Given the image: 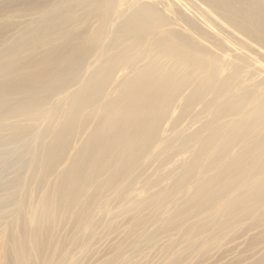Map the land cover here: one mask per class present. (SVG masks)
I'll use <instances>...</instances> for the list:
<instances>
[{"label": "bare ground", "instance_id": "obj_1", "mask_svg": "<svg viewBox=\"0 0 264 264\" xmlns=\"http://www.w3.org/2000/svg\"><path fill=\"white\" fill-rule=\"evenodd\" d=\"M41 1V4L37 3L58 5V8L52 15L41 18L44 22L40 24V30L39 24L28 30L30 39L19 43L21 48L13 58L0 57V163L8 165L9 156L3 143L13 140L24 144L25 135L40 121L35 117L28 125L26 121L17 125L9 124V119L20 116L28 120L30 117L26 115L38 111L51 94H63L72 83L80 87L69 94L71 98L64 95L66 100L71 99V104L67 115L63 113L66 117L63 126L52 133V141L45 150L44 175L37 178L36 172H30L28 181L32 186L24 190L21 177L15 182L0 181V264H117L116 253L99 259L90 258L87 252H83L91 232L87 221L94 205L107 192L115 196L127 195L131 186L126 181L142 179L152 160L176 147L180 153L190 151L191 154V158L183 160L185 166L178 172L176 188H163L151 196L153 203H146L165 206L164 199L173 191L195 183L189 193V208L182 214L177 207L179 213L170 214L171 219L179 218L180 221L185 215L196 217L210 211L201 224L198 222V227L186 226L188 235L196 228L201 230L214 212L218 221L226 225L233 216L249 212L257 214L261 211L259 208L264 210V85L259 82L251 88L239 87L244 82L241 73L254 59L253 52L264 50V0H186L187 8H171L183 0H171L168 4H161L160 8L137 1L134 2L136 7L117 23L118 38H113L107 48L102 46L106 36L104 28L119 0ZM84 7H90L89 11L78 16L92 15L102 25L96 33V40L77 39L75 34L68 33V39L61 38L55 43L50 21L54 20L58 26L68 25L73 20L69 13L74 14ZM172 10L173 18L178 22L169 15ZM38 32H41L39 36ZM43 38L47 39L43 45L45 49L38 53L36 49ZM223 40L228 42L227 51L218 49ZM149 46L154 47L152 53L147 51ZM141 47L146 49L140 50ZM135 50L142 56L132 64V69L129 68V71L134 70L133 75L124 78L116 88L115 96L112 93L113 97L106 98L101 106L97 104V109L101 110L96 109L99 114L91 110L81 116L82 108L99 103L106 96L107 83L117 76L116 72L129 67L131 63L127 59L133 61L135 57L127 53ZM100 56L101 63L82 80V69L90 64L89 58L98 60ZM225 56H231L234 64L223 76L226 65H219V62ZM23 57L28 62L23 63ZM147 57L149 61L137 65ZM160 59L170 63L165 65ZM20 79L26 83L21 85ZM45 88H50L47 92L53 93L43 91ZM19 90L21 94L30 91L29 97L10 107V99ZM178 99H185L184 108L171 119L173 104ZM199 103L202 105L198 111L200 115L208 116L207 122L188 135L181 134L179 125L182 119ZM54 110L53 107L42 114L44 121L53 123L58 114L55 115ZM93 120L90 132L67 159L72 135L78 128L84 132ZM166 121L169 133L163 135ZM171 138L178 142L171 145ZM249 140L250 146L241 153V144ZM162 142L163 146H159ZM63 161L67 165L58 170ZM173 173L176 172L173 170ZM52 174L55 179L49 182L47 178ZM165 178L159 176L155 180ZM90 189L93 192L84 200V194ZM234 190L238 193L229 195L235 193ZM81 200L82 205L74 210ZM146 203L142 201L134 208L139 209ZM70 218L73 219L71 226L68 225Z\"/></svg>", "mask_w": 264, "mask_h": 264}, {"label": "rangeland", "instance_id": "obj_2", "mask_svg": "<svg viewBox=\"0 0 264 264\" xmlns=\"http://www.w3.org/2000/svg\"><path fill=\"white\" fill-rule=\"evenodd\" d=\"M39 1L41 0H0V57L4 55V57L7 56L8 58H13V56L16 55V53H18L19 51V47H20L19 43L23 40L28 41L30 39L28 30L37 26V24H39L38 26L40 30V26H41L40 24L43 25L44 22V21L42 22L43 19L41 20V18L45 17L46 15H50V14L52 15L55 12L56 8H58V5H52V6L39 5L41 4ZM53 1L56 3L61 0H53ZM137 1L140 4L149 3L150 5L152 4L155 6L158 5L156 6L158 8L162 7L161 4H168L171 2V0H136V1L132 0V2L130 0L129 1L119 0V5H118L119 7L118 6L116 7L112 18L109 21V24L105 27L106 29L104 28L106 36L103 38L102 46L106 45V47L103 46V48H107V46H109L108 44L112 43L113 38L114 39L118 38L117 29L115 30L117 23L120 22L127 14H129L136 7V5H134L136 3L134 2ZM37 2H39V4ZM185 3H187L186 0L179 1L177 4L172 5L171 8L173 7L181 8V6H183V8H187ZM36 8L38 9L37 11ZM76 9H79V7H76ZM89 9L90 7H84V9L77 10L76 12H74V14L69 13V16L73 19L72 20L73 24H70L72 23L70 22L68 23V25L67 24H65L64 26L59 25L63 29L60 28L55 22H53L54 20H51L50 25L52 28L50 27L51 29L50 32H51V37L55 40V43L57 42L59 43V41L62 40L61 38H63L64 40L65 38L68 39V33L72 35L75 34L77 36V39L79 37L80 38L84 37L88 41L94 42L96 40V33L98 32V30L102 28V25L97 20V18L93 17L92 15H90V17L89 16L83 18L79 17V16L82 17V15L88 12ZM169 15H171L172 19L175 22H178L177 19L173 18L174 10H172L169 13ZM60 31L63 32L64 34L60 33ZM58 32L61 35L60 38ZM40 33L41 32H38L37 35L39 36ZM70 34L69 36H72ZM26 36L29 37L27 38ZM46 40H47L46 38H43L42 41L40 42L41 46L39 45L38 49H36L38 53H43L45 49V46L43 45L44 43H46ZM149 47H147L148 49L147 51L150 50L149 52L151 51L153 52L154 47L153 46H149ZM227 47H228V42L223 40L220 42L218 49H220L221 51H227L228 50ZM143 48L144 47H141L139 49L140 50L146 49ZM263 51H264L263 49H257L256 52L255 51L253 52L254 55L253 54L252 55L255 59V62L254 59H252L251 64L247 67V69L246 68L244 69L245 72L241 73V80H243L244 82L243 83L241 82L242 84L240 83L241 85L239 87L251 88L254 87L255 84L259 82H262V85H264V54H263L264 52ZM132 54L135 58H133V61H131V58L127 59V61L131 63L129 67L123 68L124 70L122 69L119 70L118 73L116 72L115 75L117 76H115L114 79L112 78L113 81L111 80L110 83H107V88H106L107 94H105L106 96L105 97L103 96L99 103L96 104L93 103L91 105L92 107L88 106L82 109L80 108L81 116L88 114L89 112H91V110L93 112L99 110L97 109V104L99 107V104L101 106L102 101H106V98L108 100L109 98L115 96L117 94L116 90L118 89V86L122 82H124V78L133 75L134 70L132 71L129 70L133 68L132 64L135 63V61L138 60V58L139 59L141 58L142 53L140 52L138 54L136 50L127 53V55H132ZM91 58L92 57L89 58L90 64L87 66L85 65L86 67L82 69L84 70V74H83L84 76L82 75L81 77L82 80L85 79L88 76L89 72H92L94 68L99 65L98 63H101L102 61L101 56L98 58V60H96V58L94 57L92 59ZM143 59H145L143 60V62L141 63L139 62L140 64H137L138 63L137 62L136 64L143 65L144 62L149 61L148 57ZM21 60L23 63L28 62L26 57H23ZM220 61L221 62H219V65L221 64L226 65L225 70L222 71V73L224 72L223 76H225L229 71H231L232 69L231 66L234 64V59H232L231 56L229 57L225 56L224 59ZM257 61L259 62L256 63ZM160 62L165 65H168L170 63V61H167L166 59H160ZM261 64L263 65L261 66ZM219 75L220 78H222V74ZM25 83H26L25 80L20 79L21 85ZM78 87L80 86L77 85L74 86V83H72V86H70L69 89L63 94H51L49 98L40 105L38 111H36L33 114L26 115L30 117L28 118V120H25L24 117H20V116L8 120L9 124H17V125H19L21 122L24 124L25 121H26V125H28L29 123H31V118H35V117H39L38 120L40 121L38 124H36V128L34 130L30 131L28 134L25 135L26 138L25 141L23 142L24 144L20 142L19 143L17 142L18 143L17 144L13 140H7L6 142L3 143L4 151L8 154L9 158L7 161L8 165H2L0 163V181L11 182L12 180H14L15 182L17 181L16 178L21 177V180L22 179L24 180V181L22 180V186L24 190L25 188L28 187H30L31 189L32 184L29 185V181H28L30 172H33L34 174L36 172L37 178L42 176L43 174L42 172H44L43 162L45 163V160L47 158V153L45 152V150L52 141V137H53L52 133L53 132L56 133L58 129L63 126L62 124L64 122V119L66 118L65 116L69 111L68 109L71 104L70 103L71 99L70 101L66 100L65 96L71 98L70 95L73 93L72 91H75L74 89ZM49 89L50 88H45L43 91L45 92L50 91ZM188 91L189 90H187V92ZM67 92L68 95H66ZM47 93H53V92H47ZM28 94H30V91L21 94L19 90L15 95L12 96V99H10L11 100L10 107L14 106V102L15 103L17 101L20 102L22 99L29 97ZM110 94H112L113 96H111ZM183 100L185 101V99ZM183 100L178 99L173 104L172 107L173 116L171 117V119L175 118L176 115L183 110L185 103V102L183 103ZM201 105L202 103H199V105H197L192 110H190V112L188 111L187 112L188 114L185 116L186 118L184 117V119H182V121L183 120L184 121L183 122L181 121L182 124L179 125V130L181 134L183 132V135L184 134L188 135L189 133L192 132V130L194 131L195 128L196 129L201 128L199 126L200 125L202 126L203 123H205V121L208 119L207 115H203V116L200 115L199 111L201 109L200 108ZM53 107L56 110V111L54 110L55 115L57 113L58 114L61 113V114L60 115L57 114L59 118H57L58 116L56 115L54 121L52 120L53 123L51 124V121L50 122L48 120H47L48 122L44 121L46 119L42 117V114L52 110ZM59 107L62 108V110H59L60 109ZM99 111H97L98 114ZM63 113L65 114V116ZM18 118L19 120L16 121V119ZM189 118L191 120H189ZM94 120L88 123V128L84 132H81L79 130L80 128H78L76 131L77 133L75 132L74 135H72L73 136L71 137L72 142L70 144V148L67 153L68 155L67 159L72 156L74 152L73 148L76 149L80 146V144H82L83 139L90 132V128L92 127ZM167 122L168 121L163 123V126H165L166 128L162 126L164 128V129L162 128V130L166 131V132L162 131L165 133L163 135H167V133H169L168 130L169 124ZM166 124L168 125L166 126ZM48 127H49V131H46ZM29 130L30 128L27 127V131ZM171 139L173 140V138ZM172 140H171V145L176 144L178 142L177 140H173V141ZM249 142L250 140L243 142V144H241L243 146L241 153L248 146H250ZM162 144H164V142H162L159 146H163ZM176 149L178 150V148L176 147L173 150L167 151L166 153L163 154L161 153L158 159L152 160V162L150 161L151 163L148 162L149 165H147L148 163L146 164L148 167L146 166L147 168L144 170L142 179L139 178V179H134V181L133 180L126 181V183L128 182L130 184L131 186L130 188L133 189V191L129 189L127 195L123 196L124 198L122 196H115L114 194H109L107 192V194H105L104 198L101 201L96 202V205H94L95 208L91 211L89 215V219L87 221V224L89 225L91 232L88 235L89 240L85 244L83 248V252H87L88 257L90 258H99V259L109 258L115 255L116 253L117 264H264V215H262L261 213L264 210H262L261 208L258 209L261 211H258L257 214L256 212L254 213L249 212L246 213V215L241 214L240 216L237 217L233 216L234 219L230 217L231 222L226 225L224 224L222 225L218 221L219 218L214 212L211 216L212 219L209 220L210 222L208 221L207 224L202 225L201 230L200 228H196L195 232H191L192 235L191 234L188 235L189 233L188 229L190 228V226L191 228L192 226L193 228L198 227L199 225L198 222L202 223L203 217L208 215L210 211H206L201 214H198L196 215V217H194L195 215L192 216L185 215L180 218V221L179 218H177L178 220L176 218L171 219L170 216L171 215L173 216L174 213L178 211V209L180 212L182 211L183 214L189 208L190 204L188 200L191 194L190 190L193 191L195 183L187 184V186H185V188H183L182 190H177L178 193L177 191H173L172 195L168 196L167 199L166 198L164 199L166 207L165 206L158 207V204L152 205L153 201L151 200V198L157 191H160L163 188L164 190L168 188L170 190L171 186L172 189L176 188V186L174 187V184H176V180L178 178L177 177L178 172L179 170L181 171V169H183V166H185L183 160H187L191 158V154L189 153L190 151L185 153H180ZM67 159L65 157V161H67ZM65 161L60 163V165L58 166V170H61L67 165V162L65 163ZM173 170L176 173H173ZM171 174L173 176H171ZM53 175L54 174L49 175V177L47 178L49 179L48 180L49 182L54 181L55 175L54 176ZM159 176H162L164 178L167 176L169 179L166 177L162 181L157 182L155 179H157V177ZM201 178L202 177L199 176V180H201ZM194 179H196V177ZM33 186L35 187V182H33ZM136 187H138L137 189L140 188L141 190L138 191ZM42 189L45 190L44 187H42ZM137 191L138 193L139 192L141 193L142 191L143 192L141 193L142 195L140 193L137 195L136 194ZM92 192L93 191L91 189L86 191V193L84 194L85 196L84 200L90 197ZM233 192L235 193L230 192L229 195L237 194L238 190H234ZM139 195H141V197ZM233 195H231V199ZM142 201L145 203L148 201L152 203H148L149 205L147 203L145 205L143 204V207L139 208L140 210L135 209L134 206ZM82 203H83L82 200L81 202L79 201V203L74 207V210H78L80 205H82ZM186 203L187 205H185ZM182 206L184 208H182ZM172 209H175V212ZM258 213L261 214L262 216L259 215ZM167 218L168 220H166ZM182 219L184 220L182 221ZM72 224H73V219L70 218L68 220V225L71 226ZM186 226H188L189 228H187ZM205 226L206 228H204ZM90 261H92V259Z\"/></svg>", "mask_w": 264, "mask_h": 264}]
</instances>
